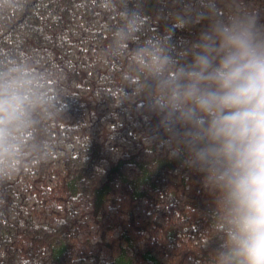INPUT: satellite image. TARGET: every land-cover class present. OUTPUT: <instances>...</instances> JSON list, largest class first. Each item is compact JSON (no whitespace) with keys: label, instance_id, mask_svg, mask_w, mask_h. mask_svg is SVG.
<instances>
[{"label":"trees","instance_id":"1","mask_svg":"<svg viewBox=\"0 0 264 264\" xmlns=\"http://www.w3.org/2000/svg\"><path fill=\"white\" fill-rule=\"evenodd\" d=\"M132 12L146 23L125 48ZM237 12L264 30V0H0V75L26 71L35 98L0 166V264H213L217 195L135 50L160 40L190 64Z\"/></svg>","mask_w":264,"mask_h":264},{"label":"clouds","instance_id":"2","mask_svg":"<svg viewBox=\"0 0 264 264\" xmlns=\"http://www.w3.org/2000/svg\"><path fill=\"white\" fill-rule=\"evenodd\" d=\"M145 23L139 12L126 14L119 44L127 48ZM193 48L187 65L160 40L135 54L152 77L165 131L186 127L189 163L217 195L220 215L211 230L224 240L213 264H264V30L254 14L233 13L216 19ZM32 89L24 70L0 75V166L16 154L15 133L35 103Z\"/></svg>","mask_w":264,"mask_h":264}]
</instances>
